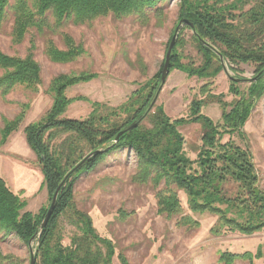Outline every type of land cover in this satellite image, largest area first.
<instances>
[{
    "label": "trees",
    "instance_id": "trees-1",
    "mask_svg": "<svg viewBox=\"0 0 264 264\" xmlns=\"http://www.w3.org/2000/svg\"><path fill=\"white\" fill-rule=\"evenodd\" d=\"M166 1L0 0V33L10 18H13L11 38L14 44H21L33 29L41 34L60 33L66 48H59L48 37L44 51L51 61L68 63L85 53V48L59 31L65 24L92 26L95 20L108 15L116 20L135 16L142 24H148L152 14L161 17L164 10L161 4ZM183 16L194 23L191 29L203 52L204 62L200 66L184 64L174 48L170 70L178 68L199 77L215 76L223 69L219 51L229 63L257 65L258 79L251 82L247 92L240 94L230 111H226L224 104L222 124L200 115V104H197L193 121L203 122L206 132L199 156L192 160L184 150L185 140L178 130L186 120H172L163 107H157L146 116L144 121H149V126L143 121L115 143L117 135L147 109L160 82L163 66L124 104L110 107L95 102L93 112L84 119L62 116L77 99L68 98L65 91L69 86L90 81L95 75L55 76L50 88L54 97L51 109L42 121L25 128L26 140L41 163L43 184L51 200L59 184L70 174L47 227L40 228L48 207L36 215L24 211L27 201L12 191L0 174V232H4L3 237L15 233L27 244L34 236L39 237L34 254L36 264H113L115 245L98 233L89 213L75 206L74 186L82 174L96 169L112 152L126 148L137 154L135 179L140 183L151 182L157 189L160 214L178 216V223L182 225H198L192 215L184 214L179 196L182 190L187 195L191 212H210L219 217L218 233L224 230L251 235L264 230V188L253 153L250 148L237 146L231 140L222 142L225 135L243 134L241 127L250 117L256 101L264 95V0H180V18ZM199 36L213 47L204 46ZM30 43L24 57L9 55L0 49V98L18 86L37 90L42 83L41 66L34 57L33 37ZM235 93L238 94V89ZM24 116L25 111H22L14 119L4 120L1 143L18 129ZM105 149L108 150L94 153ZM91 153L94 154L86 158ZM229 180L239 184L234 196H229L224 188ZM63 216L76 229L69 245L62 243L59 222ZM120 258L127 264L125 258L121 255ZM244 258L252 259L254 255L222 251L219 261L232 264ZM22 262L13 254H4L0 248V264Z\"/></svg>",
    "mask_w": 264,
    "mask_h": 264
},
{
    "label": "rangeland",
    "instance_id": "rangeland-1",
    "mask_svg": "<svg viewBox=\"0 0 264 264\" xmlns=\"http://www.w3.org/2000/svg\"><path fill=\"white\" fill-rule=\"evenodd\" d=\"M161 5L164 8L161 17L152 14L148 24H142L135 16L116 20L112 15L98 18L92 26L65 24L59 31L85 48V53L68 63L51 61L44 51L48 37L59 48H66L60 33L41 34L33 29L21 44H14L11 38L13 18L6 23L0 33V49L9 55L24 57L33 37L34 57L41 66L42 75L37 90L18 86L0 98V174L12 191L27 201L24 211L36 215L51 203L47 186L43 184L41 163L26 140L25 128L42 121L51 109L53 78L60 74L95 75L90 81L66 89L68 98L77 99L70 103L63 117L87 118L95 102L110 107L124 104L161 71L169 43L182 18L180 0H168ZM193 35L191 26L183 24L174 48L182 63L200 66L204 55ZM225 62L227 69L223 66L211 77L190 75L173 68L151 111L163 107L172 120H186L178 130L185 140L184 150L192 160L198 158L206 132L203 122L193 121L197 104H200V115L222 124L224 106L230 111L240 94L249 90L250 80L257 74L254 63ZM232 77L246 80L235 81ZM22 111L25 116L20 126L1 143L4 120L14 119ZM143 123L150 125L149 121ZM240 130L242 135L237 132L225 135L222 142L231 140L237 146L250 148L264 188V95L256 101ZM137 174L136 152L120 149L108 155L93 171L82 174L74 186L75 206L89 213L98 233L114 243L113 264H124L120 255L127 264H226L219 261L222 251L254 255L252 259H237L232 264H264V230L251 235L224 230L218 233L219 217L210 212H191L187 195L182 190L179 196L184 214L192 215L198 225L179 224L178 216L167 217L158 212L157 189L151 182H138ZM238 187L233 180L224 185L229 196H234ZM59 227L62 243L69 245L75 227L66 216L61 217ZM3 236L4 232H0L2 252L21 258V264H30L39 237L27 244L15 233Z\"/></svg>",
    "mask_w": 264,
    "mask_h": 264
},
{
    "label": "water",
    "instance_id": "water-1",
    "mask_svg": "<svg viewBox=\"0 0 264 264\" xmlns=\"http://www.w3.org/2000/svg\"><path fill=\"white\" fill-rule=\"evenodd\" d=\"M183 24H188L190 25L192 28L194 27V23L191 21L190 18H187L186 16H183L181 19H180V22L178 24V27H177V30L176 32L174 33L170 43H169V46H168V49H167V52H166V57H165V63L163 65V68H162V72H161V78H160V82L157 86V89L153 95V98L150 102V104L148 105L147 109L145 110V112L137 119L135 120L134 122H132L130 125H128L127 127H125L116 137L115 139V143H117L119 141V138L125 134L126 132L128 131H131L133 130L134 128L138 127L142 122L143 120L146 118V116L152 111V109L154 108L158 98H159V95L166 83V80H167V77L169 75V72H170V64H171V59H172V52H173V49L176 45V41H177V35H178V30L179 28L183 25ZM199 39L201 41V43L204 45V46H209V47H213L210 43H208L207 41L203 40L200 36H199ZM218 54L220 55V58L222 60V63H223V66L225 69L226 66H225V59H224V56L223 54H221L219 51H217ZM262 71L259 73L261 74ZM259 75L255 76L254 78H252L250 80V82H254L258 79ZM232 80H235V81H245L246 79H242V78H235V77H232ZM108 149H105V150H97L95 151L94 153H101V152H104V151H107ZM94 153H91L89 154L86 158H89L91 157ZM79 167V166H77ZM70 174L66 175V177L62 180V182L59 184V186L57 187V189L55 190L54 194H53V197H52V200H51V203L48 207V210L45 214V217L42 221V224H41V229H44L45 227H47V225L49 224V221L51 219V216L57 206V203H58V197H59V194H60V191L62 189V187L64 186L67 178L69 177ZM36 236H34L31 240H30V244L32 243V241L35 239ZM33 251V250H32ZM30 264H36V258L34 256V253L33 255L31 256V260H30Z\"/></svg>",
    "mask_w": 264,
    "mask_h": 264
}]
</instances>
